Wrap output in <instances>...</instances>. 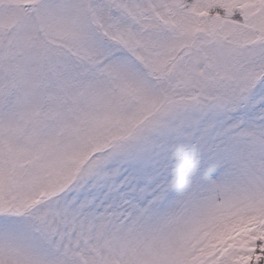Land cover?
Wrapping results in <instances>:
<instances>
[{
  "label": "snow or ice",
  "instance_id": "6c2138e0",
  "mask_svg": "<svg viewBox=\"0 0 264 264\" xmlns=\"http://www.w3.org/2000/svg\"><path fill=\"white\" fill-rule=\"evenodd\" d=\"M0 264H264V0H0Z\"/></svg>",
  "mask_w": 264,
  "mask_h": 264
}]
</instances>
